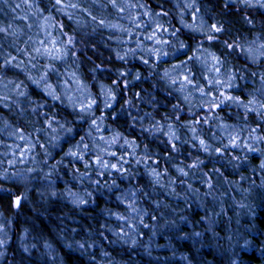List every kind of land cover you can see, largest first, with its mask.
Masks as SVG:
<instances>
[{
    "label": "clouds",
    "instance_id": "obj_1",
    "mask_svg": "<svg viewBox=\"0 0 264 264\" xmlns=\"http://www.w3.org/2000/svg\"><path fill=\"white\" fill-rule=\"evenodd\" d=\"M0 264H264V0H0Z\"/></svg>",
    "mask_w": 264,
    "mask_h": 264
}]
</instances>
